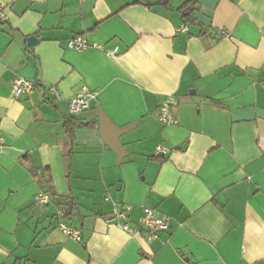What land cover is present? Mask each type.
<instances>
[{
  "label": "crops",
  "instance_id": "0c3cea01",
  "mask_svg": "<svg viewBox=\"0 0 264 264\" xmlns=\"http://www.w3.org/2000/svg\"><path fill=\"white\" fill-rule=\"evenodd\" d=\"M185 1L0 0V264H264V0H197L182 32ZM75 34L90 47L68 48ZM16 76L32 93L11 96ZM82 86L97 97L71 139L63 122ZM166 99L173 125L156 118ZM99 110L135 123L121 160ZM31 167L49 169L70 207L34 202L46 188ZM123 205L132 233L107 222ZM145 206L169 217L150 239Z\"/></svg>",
  "mask_w": 264,
  "mask_h": 264
},
{
  "label": "built area",
  "instance_id": "2783aa9c",
  "mask_svg": "<svg viewBox=\"0 0 264 264\" xmlns=\"http://www.w3.org/2000/svg\"><path fill=\"white\" fill-rule=\"evenodd\" d=\"M6 16L0 6V21L5 20ZM187 25L184 23L180 26L179 30L182 32L187 31ZM67 47L75 51H84L90 47L87 38L83 34L73 35L67 42ZM117 47L107 50L108 55H114ZM264 86V82H262ZM11 96L14 99H18L22 95L30 94L35 88L34 81L16 76L11 81ZM51 92H55L54 87H49ZM97 92L89 89L86 86H82L81 89L69 100L68 115L75 116L82 111L86 110L90 106L92 100H96ZM172 101L166 99L161 102L158 107L156 118L162 125H173L177 123V119L171 111ZM2 147V137L0 136V149ZM168 148L166 146L157 145L154 148L155 155H164L167 153ZM52 200L51 195L45 192L38 193L34 202L38 205H47ZM130 205H123L122 207H115L107 218V222L117 225L125 232L132 233V228L126 222ZM56 215L59 218H63L64 214L61 210L57 211ZM140 228L146 233L148 239L153 238L160 231H163L169 226V217L161 215L156 209L150 207H143L142 215L139 219ZM58 230L67 238L80 241L81 231L78 227L69 225L63 221L58 223Z\"/></svg>",
  "mask_w": 264,
  "mask_h": 264
},
{
  "label": "trees",
  "instance_id": "16d2710c",
  "mask_svg": "<svg viewBox=\"0 0 264 264\" xmlns=\"http://www.w3.org/2000/svg\"><path fill=\"white\" fill-rule=\"evenodd\" d=\"M196 3H197V0H187L178 8L185 24L187 23L191 25L197 24V21L194 15V12L196 10V6H195ZM87 125L88 123H83L82 121L75 118L74 116H68L64 119L63 129L68 134V136L71 139H73L75 128L81 127V126H87ZM30 171L32 175L35 177V180L37 181V183L41 185V187L46 188L45 193H49L51 195V198H55L58 205L70 207V204L72 203L71 200H68L64 197L57 196L54 186H53L51 174L48 168L31 167ZM62 212L64 216L68 214V210H66V212L64 211Z\"/></svg>",
  "mask_w": 264,
  "mask_h": 264
},
{
  "label": "water",
  "instance_id": "95a60500",
  "mask_svg": "<svg viewBox=\"0 0 264 264\" xmlns=\"http://www.w3.org/2000/svg\"><path fill=\"white\" fill-rule=\"evenodd\" d=\"M37 42L35 36H30L27 38L28 46H32ZM135 126V123L132 125H127L125 127H117L114 125L107 117V115L102 111L99 110L98 112V128L99 134L103 141L118 155V160L124 156L125 151L124 148L119 140V137L126 133L127 131L131 130Z\"/></svg>",
  "mask_w": 264,
  "mask_h": 264
}]
</instances>
